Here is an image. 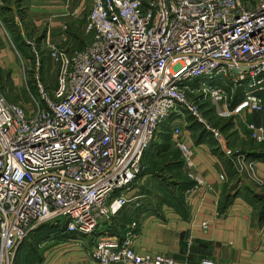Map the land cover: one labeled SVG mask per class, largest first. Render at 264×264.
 Segmentation results:
<instances>
[{
    "label": "built area",
    "instance_id": "obj_1",
    "mask_svg": "<svg viewBox=\"0 0 264 264\" xmlns=\"http://www.w3.org/2000/svg\"><path fill=\"white\" fill-rule=\"evenodd\" d=\"M84 28L91 39L80 48L54 42L48 30L31 69L29 104L0 91V264H13L45 223L92 237L127 206L139 211L145 156L175 114L172 135L195 183L185 191L189 200L209 185L178 116L188 112L232 158L238 151L203 119L202 100H232L241 90L237 107L264 111V0H92ZM45 51L54 83L42 78ZM247 129L264 145V123ZM237 155L240 174L253 173L254 163ZM140 221L98 237L83 264H179L137 251Z\"/></svg>",
    "mask_w": 264,
    "mask_h": 264
},
{
    "label": "crops",
    "instance_id": "obj_2",
    "mask_svg": "<svg viewBox=\"0 0 264 264\" xmlns=\"http://www.w3.org/2000/svg\"><path fill=\"white\" fill-rule=\"evenodd\" d=\"M91 3L92 0H20L18 9H29L30 19L37 26L46 25L44 37L49 30L53 41L58 43L69 40L65 24L77 21L80 12H84L87 7L89 9ZM10 53L2 48L0 56L11 61ZM219 102L217 109L221 108L224 114L235 109L230 110L227 103ZM245 113H256L259 120L255 123H264V112L247 109ZM245 121L247 132L244 131L245 124L243 129L238 130L233 121L231 135H224L233 151L244 154L248 163H254L253 173L240 174L237 154L228 158L220 148L216 153L207 139L197 143L190 135L191 143L196 146L194 162L209 185L201 196L189 200L183 197L179 189L187 174L182 165L177 168V161H171L174 165L169 166L163 176H142L140 191L144 197L142 208L137 213L127 206L111 220L109 226L99 228L92 237L86 236L89 245L84 249L87 250L77 251L71 256L65 252L56 258L54 255L48 256L43 264H83L89 258L98 237L107 234L108 228L123 234L134 219L141 220L139 236L135 241L136 249L141 254L167 255L179 264H200L206 258L212 259L215 264H264V215L259 214L253 197L245 194L247 189L258 194L264 193V159L252 158L253 150L247 144L250 145L251 141V144L256 143L250 139L247 123L253 121ZM230 137L239 144L232 146ZM221 175L225 176V181L221 180ZM178 176H183V179ZM166 192H170V196L165 198ZM226 196L230 199L221 208ZM117 223H122L124 227L117 229ZM74 239L75 244L84 242L80 236Z\"/></svg>",
    "mask_w": 264,
    "mask_h": 264
},
{
    "label": "rangeland",
    "instance_id": "obj_3",
    "mask_svg": "<svg viewBox=\"0 0 264 264\" xmlns=\"http://www.w3.org/2000/svg\"><path fill=\"white\" fill-rule=\"evenodd\" d=\"M19 1L20 0H0V53H2V48L3 50L7 49V51L11 52L10 56H12L11 61L9 58H6L5 60L0 56V91L10 101L26 106L31 102L32 96L34 95L33 84L31 83V69L34 68L35 58L40 54L39 51H43V31L44 28H46V25L41 24L40 26H37L33 20L30 19L31 16L29 9H18ZM244 1L254 3L255 0ZM4 5H6L7 10L3 9ZM88 12L89 9L87 7L84 12H80L81 16L79 14L80 18L77 21L65 24V33L69 40L62 41V45L68 44L71 48H80L90 41L91 36L85 33L84 28ZM43 53L45 55L43 60L44 69L42 71L43 81L45 83H54L57 79L56 69L52 64V61L46 56L47 52L45 51ZM218 101H220L219 103H227L231 110L230 99L228 101L224 99L212 100L206 97L202 100L203 104L201 111L203 112V119L207 120L212 127L221 129L222 132V127L226 124L230 125L232 120L236 122L238 126H236V128L238 130L243 129L246 119L253 122H258L259 120V117L255 115L256 113L246 114L245 111L249 108L245 106L236 107V112H232L235 109L231 110V114H224L225 111L223 112L221 108L217 109ZM178 117L181 118L180 123L188 125L190 119H192L191 115L186 111H183V115ZM173 118H177V114H175ZM186 128L189 135H192L193 138H195L194 136H196V134L198 135L199 131L202 130L201 126H198L193 130L188 126ZM244 128V131L247 132L246 124ZM225 133L226 135H231V126L226 128L224 134ZM238 144L239 142L236 139L231 138L232 146ZM149 153L150 154L146 155L144 159V170L142 171L141 176L146 174L163 176L168 171L169 166L171 167L174 165L171 161H177V164H175L177 168L182 165L180 162L181 153L176 146L173 135L164 137L161 136L160 133L156 144ZM178 178L183 179V176H178ZM115 227L118 229V227L121 228L124 227V225L122 223H117ZM37 231L38 229L30 236L29 242L22 243L17 248L13 264H43L48 256L50 257L54 255V258H56L55 256L64 252V254L70 256L75 255L77 251L87 250V248L84 249V247L89 245L87 237L81 236V240L84 241L83 244H75L76 242L74 238L60 240L56 236H50L49 239L42 237ZM24 245L26 248L22 250Z\"/></svg>",
    "mask_w": 264,
    "mask_h": 264
},
{
    "label": "trees",
    "instance_id": "obj_4",
    "mask_svg": "<svg viewBox=\"0 0 264 264\" xmlns=\"http://www.w3.org/2000/svg\"><path fill=\"white\" fill-rule=\"evenodd\" d=\"M5 8H7V7L5 6L4 9ZM33 90L36 92V87L34 85H33ZM242 98H243V96H242L241 90L235 91L234 97L232 98V100L230 102V106L232 107V109L236 108L238 106V104L241 103ZM191 118L192 119H190L188 127H191V129L193 130L194 128H196L198 126H201V129H202L201 131H199V134L198 135L196 134V136H194L196 142L197 143H200L204 139H207V141L210 142V144H211L212 148L214 149V151L216 153H218L220 149L218 147L217 141L214 138L213 134L210 133V132H208L204 128V126L202 124L194 121V119H193L192 116H191ZM170 122H171V120H168L163 125V127H162V129L160 131L161 136L168 137V135H172V131H171V127H170ZM231 124L233 125V120L231 121ZM231 124L230 125H227L226 124L224 127H222V130L225 132L226 128L228 126H231ZM158 137H159V135H158ZM158 137H157V139H158ZM157 139H156V141H157ZM156 141L153 142V144L151 146L152 148L156 144ZM251 143H252V141H251ZM251 143H250V145L249 144H247V145L250 146L252 148V150H253L252 153H251L252 158H254V159H260V160L264 159V145L257 144V143L255 145V144H251ZM244 145L246 146V143ZM152 148H150L148 150V152H147L146 155L150 154L149 152H150V150ZM166 152H168V151H166ZM180 162L182 164V161L181 160H180ZM194 184H195L194 181L190 180L187 177H186V179H183L182 180L181 188L179 187L180 188L179 190L181 191L183 197H185V191L188 190L189 188L193 187ZM245 194L246 195H251V197H253V201L256 204L257 209L259 210V214H261L263 216L264 215V193L258 194V193H255L254 191H252L251 189H247V190H245ZM168 196H170V192H166L165 195H164L165 198L168 197ZM229 199H230L229 196H226L225 197V200H223V202L221 203V208L224 205H226V203H227L226 201H228ZM136 213H137V211H136ZM37 232H39V234L42 237H44V238H49L50 236H56L60 240H66L68 238H77L78 237L75 233L65 232V227H64V225L62 223H46V224L42 225L41 227H39ZM107 232L108 233H112V234H115L116 233L114 230H112L110 228L107 229ZM29 241H30V237L25 242H29ZM25 248H26V246L24 245L22 247V250L25 249Z\"/></svg>",
    "mask_w": 264,
    "mask_h": 264
},
{
    "label": "water",
    "instance_id": "obj_5",
    "mask_svg": "<svg viewBox=\"0 0 264 264\" xmlns=\"http://www.w3.org/2000/svg\"><path fill=\"white\" fill-rule=\"evenodd\" d=\"M233 72L237 73V72H238V70L234 69V70H233ZM45 224H46V223H45Z\"/></svg>",
    "mask_w": 264,
    "mask_h": 264
}]
</instances>
